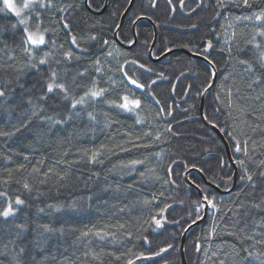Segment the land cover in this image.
Here are the masks:
<instances>
[{"label":"trees","instance_id":"16d2710c","mask_svg":"<svg viewBox=\"0 0 264 264\" xmlns=\"http://www.w3.org/2000/svg\"><path fill=\"white\" fill-rule=\"evenodd\" d=\"M183 1L134 0L118 39L123 45H131L137 22V42L125 48L116 44L114 33L130 0H109L102 14L93 12L102 10L105 0H91L93 12L84 0H53V8L41 12L57 45L53 54L60 64L53 63L52 67L58 73L66 72L68 83L76 75V83L81 85L75 89L77 97L92 87L94 80L106 91L104 98L87 102L86 111L95 115V121L82 113L67 123L46 128L40 138L35 136L36 120L28 128L15 131L20 114L29 108L18 85L30 88L36 84L32 93L35 99L41 90L39 77L24 68L18 51L15 63L8 60L11 51L0 52V86L6 98V103H0V133H6L0 135V193L25 201L14 218H0V264H13L12 257L21 247L25 248L23 264H183L182 236L204 213L198 191L185 180L189 169L194 171L188 180L213 202L215 208L210 210L215 209V213L207 214L205 221L187 234V264H259L255 255L248 253L264 254V228L258 227L264 220V181L258 178L264 171L260 166L264 161V66L254 48L259 42L264 50V38L257 35L264 22L237 20L264 9V0H249L250 8L242 0H194L183 6L186 13L199 8L190 17L179 12ZM57 8H65L64 19L85 51L68 43L67 33L56 23L61 19ZM147 19L158 31L154 58L184 49L205 57L217 71L203 111L207 122L224 136L237 167L236 186L229 194L224 192L233 186V162L223 141L200 118L201 96L212 81L213 70L201 59L181 52L153 62L149 50L154 32ZM15 23L13 15L0 13V39L9 50L19 44V28L14 33L11 27ZM228 23L233 28L232 38L224 45ZM169 27L192 31L180 33ZM253 36L256 40L249 43ZM69 50L74 54L70 62L63 56ZM112 55L120 60L110 59ZM241 61H248L254 71L246 70ZM19 68H24L23 73L15 71ZM85 70V76L77 75ZM124 72L144 88L136 89ZM183 74L175 91L176 101L189 91L186 102L177 105L171 91ZM123 95L139 99L140 107L129 112L113 106ZM67 113L66 104L47 106V114L54 119H62ZM237 141L241 152L235 150ZM245 141L247 155L243 151ZM94 153L100 154L95 163L90 162ZM133 161L140 163L133 166ZM245 168L253 175L255 188L241 179ZM25 183L31 192L23 187ZM51 204L63 208L53 212L47 207ZM253 204L262 207L256 209ZM171 205H179L166 215L171 226L156 229L153 220H160ZM5 206L0 197V208ZM40 208L45 211L39 212ZM18 224L27 227L19 238ZM38 224L64 231L41 236ZM85 232L87 236L82 235ZM163 252L164 257L149 259ZM140 258L147 259L138 261Z\"/></svg>","mask_w":264,"mask_h":264},{"label":"snow or ice","instance_id":"6c2138e0","mask_svg":"<svg viewBox=\"0 0 264 264\" xmlns=\"http://www.w3.org/2000/svg\"><path fill=\"white\" fill-rule=\"evenodd\" d=\"M219 2V0H218ZM85 3H88L90 6L91 0H85ZM242 3L246 7H251L249 4V0H242ZM68 8H71L72 5H68ZM53 8V0H0V13H8L13 15L16 18V23L13 24L12 30L16 33L17 28H19V44L15 49L9 50L7 43L0 39V52L8 54L11 51L13 54L8 55V60L15 63L16 56L15 52H19L22 56V59L25 61L24 68L29 71H34L39 77L37 83L40 84L41 90L38 95L35 96V99L32 98V93L36 90V84H33L30 88H25L23 84H19L18 86L21 89V96L25 99V103L29 106L28 109L23 111L20 114L18 125L15 126V131H20L22 128H28L29 124L32 123L33 120L37 121V126L35 128V136L37 138L42 137L45 133V129L55 125L67 123L72 119L73 116L79 117L82 113L86 114L89 121H95L96 117L92 112L86 111L87 102L89 100H99L104 98L105 89L98 87L96 81L92 82V87L87 88L86 91H83V94L75 95V89L81 87V85L76 83V75L72 77L71 83H68L65 79L66 72L64 74L58 73L52 64L56 65L60 64V61L57 60L53 54V50L57 49L56 41L51 38V29L44 25L43 20L41 19V12H46ZM56 11L61 13V19L56 21L62 29L68 35V43L75 46V48L79 51H85L84 49H80V45L77 43V37L72 34V29L69 26V22L64 19L65 8H57ZM253 16L255 21L264 22V9H261L258 13H253L252 16H247L244 19L252 20ZM195 27V26H193ZM3 33V29L0 28V34ZM257 35L261 38H264V27H260L257 30ZM92 40H95V36L89 37ZM256 40V36H253L252 43ZM107 43V41H105ZM64 46L61 44L59 48L62 49ZM209 47L211 44L209 43ZM254 48L257 52V59L260 61L261 65L264 66V50L261 49V43L257 42L254 44ZM73 51L69 50L63 53L64 59L70 62L73 59ZM79 59V56L76 57ZM99 64V61H96ZM133 64L136 62L133 61ZM248 71H254L252 65L248 61H241ZM142 68L143 65H140ZM24 68L15 69V71L20 74L23 73ZM43 69V72H41ZM84 72H79L77 75L80 77L85 76ZM99 72L100 69L97 68ZM46 74V75H45ZM124 77L127 78V81L135 85L136 89L144 88L143 84L138 83L136 79H133L131 76H128L127 72L123 73ZM258 82V81H257ZM155 83V81H153ZM121 102L119 104H114L113 106L118 107L122 110H126L129 112H133L140 107L141 101L139 99L130 98L129 95H123L120 98ZM107 102V101H105ZM0 103H6L5 98V89L3 86H0ZM66 104L68 108V113L62 119H54L52 116L47 114V106L54 105H64ZM29 131H33V129H29ZM6 133H0V135H5ZM159 139V137H157ZM245 147L243 149L245 155H247V141L244 142ZM235 150L237 152H241L242 149L240 147V142L237 141ZM99 153H94L90 158V162H98ZM136 163H140L138 161H133L132 165L134 166ZM239 164L243 167L244 161H239ZM260 166L264 167V161L260 162ZM245 175L241 177V179H245L249 182L252 188H255V181L253 180V175L248 173L247 169H244ZM259 179L264 181V171L259 173ZM64 179V177H61ZM91 179V178H89ZM23 187L31 192L32 189L29 187L27 183L23 185ZM119 191V189H117ZM0 197L5 200L6 206L0 208V218L7 220L8 218H14L16 213L20 210L21 206L25 205V201L16 197L14 200L7 197L6 193H0ZM207 200V203L215 208V205L211 200H208L207 197H204ZM243 207V204L240 205ZM53 212H59L62 210V205L51 204L47 206ZM75 207V204L72 205ZM200 207H203L201 205ZM253 208L260 209L262 204H253ZM200 208H197V213H199ZM39 212H44V208L38 209ZM157 226H160V220L155 221ZM18 232L17 238L20 235L27 231V227L25 224L16 225ZM260 228H264V220L260 222L258 225ZM38 229H41V236H46L49 233L61 232L63 233V228H54L49 224L37 225ZM96 235H100L99 232L95 233ZM82 235L87 236L88 233H82ZM106 235V234H105ZM101 239L104 236L100 237ZM251 239V237H249ZM145 240L147 238L145 237ZM11 243V242H10ZM25 253V248L21 247L16 255L12 257L13 264H23V255ZM249 256L255 255L256 260L259 261V264H264V260H261V256L264 255L262 253H248ZM34 259V258H33ZM129 264H133L132 261H129Z\"/></svg>","mask_w":264,"mask_h":264},{"label":"water","instance_id":"95a60500","mask_svg":"<svg viewBox=\"0 0 264 264\" xmlns=\"http://www.w3.org/2000/svg\"><path fill=\"white\" fill-rule=\"evenodd\" d=\"M108 1H109V0H105L104 7H103L102 10H100L99 12H93V11L90 9L88 3H85V0H84V3H85V6L88 8V10H90L91 12L96 13V14H102V13L106 10V8H107ZM190 1H194V0H184L183 2H181L180 6H179V9H180L181 12H183L182 10H183V6H184V4L187 3V2H190ZM133 3H134V0H131V1H130V4H129V6H128V8H127V9L125 10V12L123 13V15H122V17H121V19H120V23H119V25H118V27H117L115 33H114V38H115V42H116V44H117L118 46L125 47V48H131V47L134 46V45L136 44V42H137V35H136V32H135V27H136L137 22L133 25V28H132V30H133V35H134V41H133V43H132L131 45H129V46L123 45V44L119 41V39H118V32H119V30L121 29V27H122V25H123V23H124V20H125V18H126V16H127L128 12H129V10L132 8ZM198 9H199V8H196V9H195L194 11H192L190 14H187V15H185V16H186V17H190V16H192V15H193ZM172 13H173V15H174V10H172ZM142 19H144V18H141V20H142ZM147 20H148V21L150 22V24L152 25L153 32H154V40H153V43L151 44V47H150V50H149V57H150V59H151L153 62L158 63V62H160L161 60H163L165 57H167L168 55H170V54H172V53L181 52V53L188 54V55H190V56H192V57H194V58L201 59L202 61L206 62V63L212 68V70H213L212 81H211L210 85L206 88V90L203 92V94H202V96H201V102H200V118L202 119L203 123H204L206 126H209L212 130H214V131L217 133V135L220 136L221 140L223 141V143H224L225 146H226L227 154H228V158L230 159L231 162H233L232 156H231V154H230L229 145L227 144V142H226L224 136L222 135V133L219 131V129H218L216 126L211 125V124H209V123L207 122V120L205 119V116H204V111H203V110H204V100H205V97H206L207 93H208V92H209V91L215 86V84H216V80H217V71L215 70V68L213 67V65H212V64H211V63H210L205 57H203V56H201V55H199V54L191 53V52H189V51H187V50H184V49L168 51V52H166L165 54H163L162 56H160L159 58H154L152 53H153V49H154V47H155V45H156V42H157L158 31H157V27H156V25H155L150 19H147ZM169 28L172 29V30H175V31H177V32H180V33H188V32H191V31H192V30H189V29H178V28H174V27H169ZM208 46H209V44H208ZM207 50H208V49H207ZM184 77H185V74L179 76V77L176 79V81L174 82V84H173L171 94H172V98H173L174 101H176V98H175V91H176V88H177L178 84L180 83V81H181ZM187 95H188V91H187L186 95L184 96V98L180 101V103L183 104V103L186 102V100H187ZM184 137H187V136H177V138H184ZM233 165H234V168H235V170H234V181H233V186H232V188H231L230 190L225 191V192H224L225 194H229V193H231V192L235 189V186H236L237 167H236V165H235L234 162H233ZM191 171H194V169H189V170L185 173V180H186L191 186H193V187L198 191V193H199V195H200V197H201V199H202V204H204V210H203L204 213H203L202 218L199 219L198 221L194 222L193 224H191V225L185 230V232H184V234H183V236H182V239H181V245H180V251H181V258H182V262H183V264H187L186 259H185V254H184V247H185V241H186L187 234L189 233V231H190L191 229H193L194 227L200 225L201 223H203V222L205 221V219H206V217H207V206H208V205H207L208 203H207V201L204 199V195L202 194L201 190H200L199 188L195 187V186H194V185L188 180V174H189ZM197 171H198V170H197ZM200 174H201V173H200ZM201 176H202V174H201ZM210 186L213 187V188H214L215 190H217L218 192H220V193L222 192L220 189H218L217 186L212 185V184H211ZM178 206H179V205H171V206H168V207L163 211V213H162V216H161V219H160V226H157L156 223H155V221H156L157 219L153 220V222H152L153 226H154L156 229H161L162 226H164V225H165V226H171V225L167 222V220H166V215L169 213V211H171L173 208H176V207H178ZM165 255H166V252H163V253H161V254H159V255H157V256L150 257L149 259H151V260H158V259L164 257ZM145 259H147V258H140V259H138V261H142V260H145Z\"/></svg>","mask_w":264,"mask_h":264},{"label":"rangeland","instance_id":"374dc122","mask_svg":"<svg viewBox=\"0 0 264 264\" xmlns=\"http://www.w3.org/2000/svg\"><path fill=\"white\" fill-rule=\"evenodd\" d=\"M239 22H254V23H258V24H260V22H258V21H255V18H254V16H253V19L252 20H246V19H244V18H240V19H238L237 20V23H239ZM232 26L228 23V24H226V26L224 27V39H223V44L224 45H226L227 43H229L230 42V39L232 38ZM113 57H115V60L116 61H119L120 60V58H119V56H110V59H113ZM114 60V59H113ZM210 205H209V209H208V215L209 216H214V213H215V209H212V210H210Z\"/></svg>","mask_w":264,"mask_h":264},{"label":"flooded vegetation","instance_id":"af4514ba","mask_svg":"<svg viewBox=\"0 0 264 264\" xmlns=\"http://www.w3.org/2000/svg\"><path fill=\"white\" fill-rule=\"evenodd\" d=\"M182 11H183V10H182ZM179 12H180L182 15H184V16L187 15V14H190V13H191V12H187V13H186V12H184V11L181 12L180 9H179ZM174 13H175V11H174ZM185 17H186V16H185ZM207 49L209 50V46H208V45H207ZM207 49H206V51H208ZM188 91H189V90H188ZM181 100H182V99H177V101H174V102H175L177 105H178V104H182V103H180Z\"/></svg>","mask_w":264,"mask_h":264},{"label":"bare ground","instance_id":"6f19581e","mask_svg":"<svg viewBox=\"0 0 264 264\" xmlns=\"http://www.w3.org/2000/svg\"><path fill=\"white\" fill-rule=\"evenodd\" d=\"M131 1V0H130ZM181 4V3H180ZM180 6V5H179ZM123 15V14H122ZM122 17V16H121ZM136 32V31H135ZM207 127H209V126H207ZM210 128V127H209ZM219 136V135H218ZM220 137V136H219ZM221 139V138H220ZM204 205V204H203ZM208 206H207V214H208V209H209V204H207ZM210 207H211V205H210Z\"/></svg>","mask_w":264,"mask_h":264}]
</instances>
